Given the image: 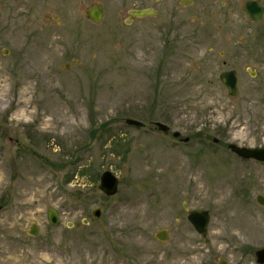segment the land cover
<instances>
[{
    "label": "rangeland",
    "instance_id": "1",
    "mask_svg": "<svg viewBox=\"0 0 264 264\" xmlns=\"http://www.w3.org/2000/svg\"><path fill=\"white\" fill-rule=\"evenodd\" d=\"M245 1L0 0V264H257L264 162L227 148L264 145V15ZM104 170L113 196L95 188Z\"/></svg>",
    "mask_w": 264,
    "mask_h": 264
},
{
    "label": "water",
    "instance_id": "2",
    "mask_svg": "<svg viewBox=\"0 0 264 264\" xmlns=\"http://www.w3.org/2000/svg\"><path fill=\"white\" fill-rule=\"evenodd\" d=\"M243 10L249 15L250 20L257 21L259 20L264 13V6L259 4L257 0H247L242 6ZM87 18L91 21L97 23L100 22L103 18L102 5L100 3L92 4L87 8ZM156 11L153 8H144V9H134L129 11L128 22L133 20L136 17L143 16H155ZM4 54L7 53L6 50H3ZM219 79L226 88L230 96H235L239 92L238 86V76L235 69L224 70L219 74ZM125 123L128 125H133L137 127H143L144 123L140 120L134 118H126ZM153 126L167 133L170 130V127L160 121L152 122ZM181 135L180 131H172V136L179 138ZM183 142H188L190 140L189 136L180 138ZM214 142H217V138L213 139ZM227 148L236 153L240 158L243 159H254L259 162H264V145L262 146H244L238 145L236 143H228ZM119 186L118 177L111 170H104L99 176V182L95 184V188L105 194L106 196H113L117 193ZM257 201L261 204L264 203V198L261 195L257 196ZM187 209V205L184 204ZM2 206L0 205V210ZM188 210V209H187ZM92 216L94 218H99L101 215V207L97 206L92 209ZM47 221L50 226L56 227L61 222V216L59 211L53 206H49L46 209ZM187 220L193 226L194 230L199 233H205L207 231L208 223L210 221V214L206 209H192L187 213ZM83 223L87 224V219H83ZM71 226V224H70ZM29 234L36 236L39 233V227L36 224H32L29 229ZM156 238L161 241H166L168 238V233L166 229H162L156 233ZM256 261L261 264L264 262V247L259 248L255 251ZM220 264H227L224 260H220Z\"/></svg>",
    "mask_w": 264,
    "mask_h": 264
},
{
    "label": "flooded vegetation",
    "instance_id": "3",
    "mask_svg": "<svg viewBox=\"0 0 264 264\" xmlns=\"http://www.w3.org/2000/svg\"><path fill=\"white\" fill-rule=\"evenodd\" d=\"M188 1V4H191V0H187ZM247 1V0H246ZM258 2H259V4H261V2L259 1V0H257ZM187 4V3H186ZM244 4V3H243ZM243 4H242V6H243ZM262 5V4H261ZM263 6V5H262ZM243 9V8H242ZM244 11V10H243ZM245 12V11H244ZM246 13V12H245ZM247 14V13H246ZM263 15H264V13H263ZM262 15V16H263ZM247 17L249 18V15L247 14ZM261 19V18H260ZM249 20H250V18H249ZM252 21V20H251ZM258 21V20H257ZM255 22V21H254ZM237 72V71H236ZM237 76H238V74H237ZM232 153L233 154H235V155H237L236 153H234L233 151H232ZM238 156V155H237ZM239 157V156H238ZM240 158V157H239ZM241 159H243V158H241ZM246 160H249V159H246ZM252 160H254V159H252ZM256 161V160H255ZM259 162V161H258ZM184 204H186V203H184ZM187 205V204H186ZM184 208H185V206H184ZM186 209V208H185ZM187 210V209H186ZM101 211H102V209H101ZM91 213H92V211H91ZM92 215V214H91ZM93 217V216H92ZM263 248V247H262ZM259 249V248H258ZM256 251V250H255ZM254 256H255V252H254ZM255 262L257 263V261H256V256H255ZM257 264H259V263H257ZM261 264H264V262L263 263H261Z\"/></svg>",
    "mask_w": 264,
    "mask_h": 264
},
{
    "label": "trees",
    "instance_id": "4",
    "mask_svg": "<svg viewBox=\"0 0 264 264\" xmlns=\"http://www.w3.org/2000/svg\"><path fill=\"white\" fill-rule=\"evenodd\" d=\"M191 138V137H190ZM83 173V172H82Z\"/></svg>",
    "mask_w": 264,
    "mask_h": 264
}]
</instances>
